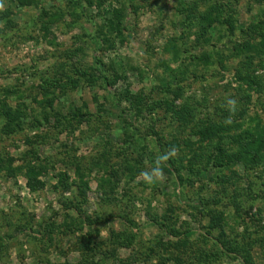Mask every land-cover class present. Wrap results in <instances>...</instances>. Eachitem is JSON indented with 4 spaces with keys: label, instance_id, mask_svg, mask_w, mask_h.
<instances>
[{
    "label": "rangeland",
    "instance_id": "1",
    "mask_svg": "<svg viewBox=\"0 0 264 264\" xmlns=\"http://www.w3.org/2000/svg\"><path fill=\"white\" fill-rule=\"evenodd\" d=\"M0 5L2 11L10 9L13 20H0V99L6 88L14 89L7 101L14 108L25 107L28 114L22 118L23 128L10 134L3 130L4 121L0 123V264H81L87 236L107 241L111 230L132 241L117 253L132 264H264V227L256 232L254 225L250 231L255 241L246 259L231 252L222 261H209L202 250L195 251L194 243L215 249L199 238L195 217L204 223L207 219L200 213L205 206H200L198 190L203 183V196L218 192L211 179L230 175L232 169L212 170L192 185L180 183L166 162L161 164L163 179L146 183L140 176L155 166L167 143L181 141L177 158L191 154L189 143L182 142L197 139L191 128L198 120L221 127L244 117L246 126L257 121L264 126V52L255 58L256 87L238 80L241 58L231 52L236 42H255L264 33V0H37L26 7L2 0ZM113 7L123 10L120 32L102 29L113 17ZM45 9L60 17L50 19ZM208 13L213 15L207 19L212 27L205 32L200 20ZM228 18L236 26L233 30L225 23ZM106 35L109 43L103 40ZM205 54H212L209 61ZM80 71L88 78L79 76ZM103 71L116 79L113 85H106ZM46 78L66 85L56 90L54 100L65 115L35 124L46 99ZM72 78L76 87L69 83ZM176 92L183 96L177 98ZM125 94L137 95L144 111L137 112L138 103ZM229 98L237 101L232 116L224 113ZM165 99H175L186 119L171 112ZM122 124L137 130L153 160L135 165L139 156L126 151L130 148ZM128 163L136 166L133 177L122 175L108 197L100 178H109L112 166L124 170ZM32 167L42 182L33 190L28 185ZM235 168L242 199L248 186L255 191L246 199L247 208H264V166L253 174L242 164ZM82 173L89 181L84 195L74 182L71 189L55 188L61 175L72 182ZM234 193L233 185L226 194L232 198ZM249 212L243 217L255 220ZM262 217L264 226V212ZM172 227L192 232L178 237ZM96 258L101 264H118L100 254Z\"/></svg>",
    "mask_w": 264,
    "mask_h": 264
},
{
    "label": "trees",
    "instance_id": "2",
    "mask_svg": "<svg viewBox=\"0 0 264 264\" xmlns=\"http://www.w3.org/2000/svg\"><path fill=\"white\" fill-rule=\"evenodd\" d=\"M1 1L2 0H0V2ZM8 2L15 4L17 7H26L36 3L37 0H8ZM192 7H196L195 2L193 3ZM112 11L113 17L105 22V26H102V29L108 27L109 29H114L115 31L120 32L122 29L121 24L123 23V10L113 7ZM194 11L195 10H193V12ZM103 12L106 11L103 10ZM44 13L47 14L50 19L53 17H60L58 14H49L48 10L46 9ZM192 15L195 16L196 14ZM212 16L209 13L201 15V18L204 19V22L202 23L200 20V23L205 32L208 31V28L210 29L212 27L211 23L207 22V19H213ZM197 19H199V17H197ZM0 20H5L8 24L13 23L9 8L3 11L0 10ZM221 23H224L223 20H221ZM225 23H227L228 28H230L231 30L236 28L232 19H226ZM107 33L109 32L107 31ZM258 37V41L236 42L231 48V52L234 53V56H239L241 58L239 66L236 69V77L239 81L251 87L260 85V82L258 81V77L256 75L255 58L258 54L264 52V33H261ZM103 40L107 41V43L110 42V38L107 35L105 38H103ZM216 53L220 54V51L217 50ZM211 55L212 54H205V58L203 59L209 61L208 59L211 57ZM221 55L217 59L218 62L222 58ZM177 57L178 55L175 56V59H177ZM170 71L172 74H175L176 69L171 68ZM79 76L87 79L89 74L85 71H80ZM102 79L105 80L106 85H113V83L116 81V79L112 80L110 78V74H108L107 71L102 72ZM71 82L74 85L72 87H76L77 82L76 80H74V78H72L69 83ZM64 87H66V85L62 83L60 79H44L43 88L45 89L46 99L44 104L41 105L42 110L40 115L34 119L35 124L39 123L41 119L48 121L51 116L55 117V119H59V117L65 115L62 112L60 106L55 107L54 105V100L57 96L56 90L61 88L64 89ZM4 92V97L0 99V123L2 120L4 121L5 126H3V130L6 133L10 134L23 128L22 118H28V114L25 107L14 108L7 101V98L10 96L9 94L15 92L14 89L6 88ZM176 95L177 98L183 96L181 92H176ZM125 96V99H129V101H132L133 103L135 101L136 105L137 103L138 105L141 104L140 107L138 105L136 106V108L138 109L137 112L144 111L142 106L143 101L140 100L137 95H131V97H129V95L125 94ZM122 100L123 97L118 99L116 103L119 105ZM164 104L168 105L167 108H169L171 112H176L177 115L181 114V118L186 119V112H184V110L182 109L178 110V106L175 104V99H173L172 101L165 99ZM150 109H154V107L151 106ZM224 113L228 116L233 115V113H230L228 109L225 110ZM245 122L246 120L243 117L237 121H232L229 125L218 127L210 123L206 124V122L203 120H198V122H196V125L191 128L193 129V137H197V139L195 140L190 137L184 139L182 142L185 143V145L189 143L188 146L190 147L189 149L192 153L187 156L182 155L178 158H172L166 162V164L171 167L175 174V177L180 183H189L191 185L195 182V180H202L203 177L211 173L210 171L212 170L218 169L223 171L226 169H232V173H230V175H227L226 173H220L214 180V177L211 179V182L214 183L215 181V184L218 186V192L215 190L212 194H209L208 197L203 196V190L207 188V186H204L203 183L198 190V195L200 197V206H205V209L200 210V213H202V215H204L207 219V221L204 223L200 220L199 217H195V222H198L200 228L199 231H201L199 238L200 241L207 243L211 242L215 249H204L203 245L199 243H194L193 245H196L197 249H195V251L202 250L204 259L208 258L206 260L209 261H222V258L231 252L235 253L236 255L242 256L245 259L248 258L249 250L253 248V242L255 241V238H253L254 232L250 231L251 225H254L256 227V232H259L264 227L262 225V213L264 212V208L258 207L256 212H252V204L249 208H247L246 206V199L249 196L252 197L255 191L248 186L245 193L246 197L242 199L243 193L240 194V188L239 186H237L236 182L239 173L235 167H237L238 164H242L244 169H247L249 173L252 172V174L254 173V169H257V167L259 166H264V126L261 125L260 121H257L256 125L254 126H246L247 124ZM123 123L126 124V121L124 120ZM128 127L129 126H126L124 124H122L121 126L122 131L124 132L123 138H125L127 147L130 148L129 150L126 149V151L137 152L139 156L138 159H135V165H137L138 167V164L144 161L145 158L153 160V156H151V153L148 152V145L145 141H143V138L142 140L139 139L138 134H136L137 130L130 131V128ZM234 128H236L237 130L242 128L241 133H232L231 131ZM125 134L127 136H125ZM212 138H216V140L215 142H213L214 144L212 143L213 145L211 147ZM170 143H167L168 149L172 146H175L177 149H180L182 147L180 140L173 141L171 144ZM186 157L189 158L187 161ZM35 170L36 169L32 167V169L28 172V185L32 190L42 185L41 181L36 180V176L34 174ZM107 171H109L110 177L105 178V176H103L102 179L100 178V187H103L104 193L109 197L108 194L114 191L117 185L116 182L121 181L122 175H129L130 177H133L134 172L136 171V166L132 167L128 163L125 166L124 170L112 166L110 170ZM184 172H187L188 174L184 176ZM79 179V181L71 182L69 181L68 177L64 179L61 175V178L59 177V183H57L55 188H58L59 185H61L65 189H71L73 187L71 183L74 182L73 185H75V187L79 189V193L81 195H84L86 189H88L89 181L84 178L83 173L81 174ZM129 180L127 179V181ZM233 185L235 193L234 195H231L232 198H230L226 193L228 192V188ZM208 187L212 188L211 184H208ZM225 199H227L228 201L225 202ZM249 210L250 212L248 214H251V218H255V220L248 221L243 217L245 211L247 213V211ZM170 211H173L172 208ZM168 217L171 218L172 216L168 215ZM99 221L101 223L103 220ZM80 223L83 224L84 221L81 220ZM165 225L167 226V224ZM168 225L170 226V224ZM170 230L173 231V233L178 237H182L181 235H184L186 233L191 234L192 232L189 229H185L183 231L176 230L174 227H172ZM229 232L233 234L230 235ZM131 242L132 241L128 242L123 239L122 234L120 232H115L114 230L110 231L108 240L102 242H94L93 240H91V235L89 234L82 247L83 255L81 258V264H101V261L99 263V259L96 258L98 254L102 255L104 259H115L117 260L118 264H132L120 258L117 254L119 246L122 247L123 245H125L126 247L127 245H130ZM104 245L106 246L105 248L103 247ZM190 247H192V245ZM190 250H192V248H190ZM177 258L181 260L180 257ZM204 263V260L200 262V264Z\"/></svg>",
    "mask_w": 264,
    "mask_h": 264
},
{
    "label": "clouds",
    "instance_id": "3",
    "mask_svg": "<svg viewBox=\"0 0 264 264\" xmlns=\"http://www.w3.org/2000/svg\"><path fill=\"white\" fill-rule=\"evenodd\" d=\"M2 7V5H0ZM237 101L233 98L227 100V107L230 113H234L236 110ZM178 154V149L175 146L170 147L162 155H159L155 161V166L149 170H144L140 173V176L143 178L146 183H153L157 180L163 179L165 173L161 167L163 162L175 158Z\"/></svg>",
    "mask_w": 264,
    "mask_h": 264
}]
</instances>
